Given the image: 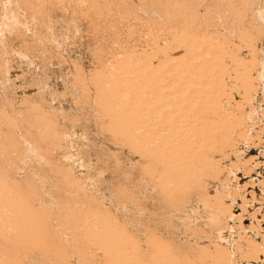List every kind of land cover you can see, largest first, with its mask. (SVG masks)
Wrapping results in <instances>:
<instances>
[{
    "label": "rangeland",
    "instance_id": "1",
    "mask_svg": "<svg viewBox=\"0 0 264 264\" xmlns=\"http://www.w3.org/2000/svg\"><path fill=\"white\" fill-rule=\"evenodd\" d=\"M0 264H264V0H0Z\"/></svg>",
    "mask_w": 264,
    "mask_h": 264
},
{
    "label": "bare ground",
    "instance_id": "2",
    "mask_svg": "<svg viewBox=\"0 0 264 264\" xmlns=\"http://www.w3.org/2000/svg\"><path fill=\"white\" fill-rule=\"evenodd\" d=\"M183 40V39H182ZM189 43V42H188ZM190 43H192V46H191V44ZM190 43H189V45L191 46V47H193V43L194 42H191L190 41ZM195 44V43H194ZM199 45V44H198ZM189 47V46H188ZM195 47H200V46H197V45H195ZM190 48V47H189ZM189 48H187V49H184V48H177L175 51L176 52H178L179 54H181V56H180V58H179V62L180 63H182L180 66H181V70H182V72L180 71V74L181 73H183V72H190L191 71V66H195L196 64H198V63H200L201 64V62L203 61H205V60H202V58H204V56L201 58L200 56H202V55H204L205 54V57H206V55H209V50L210 49H208L207 48V50H206V48H190V50H189ZM186 50V51H185ZM189 50V51H188ZM159 52H160V50H158ZM204 53V54H202V53ZM211 52V51H210ZM212 53H214L213 51H212ZM145 56V55H144ZM149 56V55H148ZM211 58L212 56H208V58ZM217 57V56H216ZM208 58H206V59H208ZM201 59V60H200ZM214 59H215V57H214ZM141 60V59H140ZM145 60V59H144ZM170 60V59H169ZM138 61V60H137ZM172 61V60H171ZM210 62H212V61H215L216 62V59L215 60H209ZM209 62V63H210ZM180 63H178V64H180ZM212 63H214V62H212ZM173 64V63H172ZM199 64V65H200ZM204 64H207V66H208V63L206 62V63H204ZM151 65V64H150ZM164 65V64H163ZM202 65L203 64H201L200 65V67L202 68ZM217 65V64H216ZM215 65V66H216ZM135 66H137V65H135ZM171 66H176V65H171ZM179 66V65H178ZM177 66V67H178ZM204 66V68L205 69H207V66H205V65H203ZM210 66H211V64H210ZM130 67V66H129ZM129 67H128V69H129ZM177 67H175V68H177ZM200 67H198L197 68V70L200 68ZM175 68H173V70H176ZM178 68H180V67H178ZM200 68V69H201ZM210 68H212V67H209V69L208 70H205V69H202V70H199L200 72H198V73H200V74H198V73H193V72H191V74L193 75V78L190 80V82L189 83H191V85L192 86H194V88H195V86H196V89H194L193 90V92L192 93H194V97L192 96V98L189 100L191 103H192V106H196V108H197V106H200L201 104H203V103H200V105H198L199 104V102H200V98L201 99H203V100H205V98H207V101L206 102H204V104L206 105V108H207V106H210L211 105V103L209 102L208 103V101L210 100V101H214L213 103H215L216 101H218L220 98H218L219 97V94H221L222 95V91H221V86H217L218 88H220L219 90L218 89H216L217 87H215V89H212L213 88V83L215 82H213V80H217V79H214L215 78V76H216V78H217V76H218V74H219V72L217 71H215L216 73H214V68H212V69H214V70H212V69H210ZM234 68V67H233ZM236 68V67H235ZM130 69H131V67H130ZM160 69V68H159ZM153 70V69H152ZM173 70H172V72H173ZM137 72V71H136ZM150 72V71H149ZM148 72V73H149ZM171 72V73H172ZM174 72H177V71H174ZM224 72V71H223ZM127 73H129V72H127ZM176 74V73H175ZM196 74H198L197 76H196ZM222 74V73H221ZM128 75V74H127ZM178 75V74H177ZM130 76H131V74H130ZM179 76V75H178ZM196 76V77H195ZM133 77V76H132ZM141 77V76H140ZM181 77H182V75H181ZM238 77V76H237ZM237 77H235V78H237ZM128 79H130V78H128ZM140 79V78H139ZM146 79V78H145ZM179 79H180V77H179ZM137 80V79H136ZM141 80H143V78L141 77ZM116 81V80H115ZM134 81H135V79H134ZM138 81V80H137ZM145 81V80H144ZM186 81V80H185ZM233 86H234V88L233 87H230V89L232 88V89H234V90H238V89H241V88H244V84L247 86V83H249V82H246V81H244L243 82V84H241V81H239V80H237L236 81V79L234 80L233 79ZM150 82V81H149ZM146 83H148V82H146ZM130 84V83H129ZM141 84V83H140ZM213 84V85H212ZM219 84V83H218ZM224 84V83H223ZM150 85V84H149ZM178 85V84H177ZM184 85V84H183ZM219 85H221V84H219ZM225 85V84H224ZM223 85V86H224ZM185 87L187 86V84H185L184 85ZM184 86H182V87H184ZM209 86V87H208ZM226 86V85H225ZM236 86L238 87V88H236ZM249 86V85H248ZM137 87H138V85H137ZM229 89V91L230 92H235L234 90H230ZM249 89V88H248ZM248 89H244V90H247L246 92H248ZM136 90V89H135ZM185 90H188V87H186L185 89L183 88L182 89V91L180 92V94L179 95H177V97H179L178 98V100L180 99V100H182V95L181 94H187L186 92H185ZM138 91V90H137ZM130 93V92H129ZM131 93H133V92H131ZM184 94V95H185ZM214 95H218V96H216L217 97V99H213L212 100V96H214ZM220 95V96H221ZM146 96V95H145ZM176 96V95H175ZM186 96V95H185ZM118 97V96H117ZM188 98V97H187ZM208 98H211V99H209L208 100ZM126 99V98H125ZM132 99V98H131ZM139 99V98H138ZM202 100V101H203ZM184 101H187V100H184ZM137 102V101H136ZM147 102V101H146ZM153 102H155V101H153ZM122 103H123V101H122ZM134 103V102H133ZM141 104V103H140ZM149 104V103H148ZM156 104V103H155ZM172 104H174L173 102H172ZM208 104V105H207ZM205 105H203V106H205ZM212 105H214V104H212ZM211 105V106H212ZM112 106V105H111ZM191 106V107H192ZM213 107V106H212ZM212 107H210V108H212ZM195 108V109H196ZM150 109V108H149ZM165 109V108H164ZM174 109V108H173ZM199 109H201L200 107H199ZM208 109V108H207ZM206 109V110H207ZM146 110V109H145ZM188 110V109H187ZM196 110H198V109H196ZM204 110V109H203ZM208 110H210V109H208ZM208 110L206 111V114H205V111H204V113L202 112H200V113H196L197 114V117H196V119H194L195 121H193L194 123L196 122V124H197V121H199L198 123H202L203 121H206V119L209 117V116H211V115H213L214 113H212V112H208ZM199 111V110H198ZM146 112V111H145ZM133 113V112H132ZM208 113V114H207ZM115 114V113H114ZM130 116V115H129ZM147 116V115H146ZM113 118V117H112ZM179 118V117H178ZM195 118V117H194ZM187 119V118H186ZM177 120V119H176ZM208 120L209 119H207V121H206V123L208 122ZM181 119H178L177 120V122H179V123H181ZM156 122V121H155ZM169 122V121H168ZM153 123V122H152ZM191 123V122H190ZM193 123V124H194ZM154 124V123H153ZM192 124V125H193ZM210 125L212 124V123H209ZM209 124H204L205 125V128H203L204 130L205 129H207L206 128V126L208 127V125ZM190 125V124H189ZM192 125H191V128L190 127H187V128H185V130H183V131H187L186 133H189V132H191V131H193L194 132V130H195V132L198 134V133H201L200 135H202V136H199V135H196V134H193L192 133V135H191V133H189L188 135H186L185 134V136H187V139L185 138V136H183L182 137V139H180V140H182V142L184 141V139L183 138H185L186 140L184 141L186 144H187V142H189L190 144H194V143H192L191 142V140H193V139H197V138H200V139H198V140H196L195 139V141H197V143H196V145H199V144H202L201 142H203L204 143V141L203 140H205V139H203V140H201V138L203 137V133L201 132V127L199 128V127H192ZM195 125V124H194ZM203 125V123H202V126H204ZM197 126H198V124H197ZM144 127V126H143ZM197 128V129H196ZM151 129H153V128H151ZM179 129H181V127H179ZM178 128H176L174 131H173V133L174 132H176L177 130H179ZM199 130V131H198ZM210 130V129H209ZM203 131V130H202ZM206 131V130H205ZM214 131V130H213ZM212 131V132H213ZM148 132V131H147ZM171 132V131H170ZM169 132V133H170ZM150 133V132H149ZM166 133V132H165ZM178 133V132H177ZM182 134H184V132H182L180 135L182 136ZM212 134V133H211ZM211 134H209V135H211ZM215 134V131H214V133H213V135ZM178 135V134H177ZM216 135H217V133H216ZM119 136V135H118ZM175 136V135H174ZM173 136V137H174ZM199 136V137H198ZM208 136V135H207ZM212 136V135H211ZM177 137H179V136H177ZM176 137V139L177 140H175V139H173V145L172 146H174V152H176V150H175V146H176V143L175 142H178V141H180V140H178V138ZM213 137V136H212ZM215 138H216V136H214ZM209 138V137H208ZM211 138V137H210ZM169 139V138H168ZM206 139H207V137H206ZM174 140H175V142H174ZM189 140V141H188ZM157 141V140H156ZM194 140H193V142H195ZM200 141V142H199ZM209 141V140H208ZM207 141V143H209ZM212 141H214V140H212ZM211 141V142H212ZM144 142H146V141H144ZM126 143V142H125ZM167 144V143H166ZM210 144V143H209ZM208 144V145H209ZM189 144H187V146H188ZM211 145H212V143L210 144V147H211ZM177 146H178V143H177ZM186 146V145H185ZM199 146H202V145H199ZM207 146V145H206ZM205 146V147H206ZM143 147H144V145H143ZM161 147V146H160ZM210 147H208L207 146V148H209L210 149ZM183 148V147H182ZM201 151V150H200ZM185 155V154H184ZM203 155V154H202ZM201 155V158L203 157L204 158V156H202ZM204 155H205V153H204ZM188 157V156H187ZM180 158V157H179ZM183 159V158H182ZM167 162V161H166ZM174 162H175V160H174ZM177 185L178 186H182L180 183H177ZM173 191H175L174 189H172ZM95 219V218H94ZM96 222V221H95ZM98 224V223H97ZM118 232H119V230H118ZM122 238V237H121ZM111 252V251H110ZM157 263V262H156Z\"/></svg>",
    "mask_w": 264,
    "mask_h": 264
},
{
    "label": "built area",
    "instance_id": "3",
    "mask_svg": "<svg viewBox=\"0 0 264 264\" xmlns=\"http://www.w3.org/2000/svg\"><path fill=\"white\" fill-rule=\"evenodd\" d=\"M255 171H257V170H255ZM261 177V176H260Z\"/></svg>",
    "mask_w": 264,
    "mask_h": 264
}]
</instances>
